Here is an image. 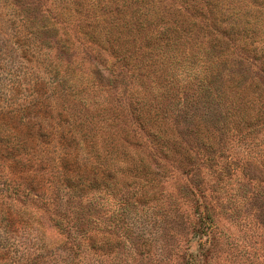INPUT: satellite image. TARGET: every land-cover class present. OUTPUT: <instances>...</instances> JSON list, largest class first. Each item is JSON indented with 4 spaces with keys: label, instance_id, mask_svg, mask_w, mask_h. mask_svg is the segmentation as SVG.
I'll use <instances>...</instances> for the list:
<instances>
[{
    "label": "rangeland",
    "instance_id": "obj_1",
    "mask_svg": "<svg viewBox=\"0 0 264 264\" xmlns=\"http://www.w3.org/2000/svg\"><path fill=\"white\" fill-rule=\"evenodd\" d=\"M214 9L0 0V264H264V0Z\"/></svg>",
    "mask_w": 264,
    "mask_h": 264
},
{
    "label": "trees",
    "instance_id": "obj_2",
    "mask_svg": "<svg viewBox=\"0 0 264 264\" xmlns=\"http://www.w3.org/2000/svg\"><path fill=\"white\" fill-rule=\"evenodd\" d=\"M219 0H192V10L198 15L200 16L201 18H206L207 16H211V18H214L215 14H216V10L214 9V7L218 4ZM106 3L107 1L105 2H102V4H100L101 6L100 7H106ZM106 17V16H105ZM104 17V18H105ZM133 21L131 20H128V19H123L125 21H121L120 23H115V24H111V26L119 31L117 34L113 35L109 32L108 35H105L102 37L103 40L106 41H110L111 38H116V36L123 32V31H126L129 29H133V30H137L138 28H145L143 26H140L139 22H141L142 20L144 21V19L142 18H138L137 16H133ZM102 20H104L102 18ZM105 21V20H104ZM107 22V20L105 21V23ZM191 24V26L194 25V20L188 18V17H185V16H177L175 14H172V16L170 17H167L165 18L163 21H160V23L156 24V29L154 28H150V27H147L145 28L143 31L144 32V35L143 38L144 41H145V44L152 42L151 44H154L156 42H160L161 41V45L163 46H168L170 41L171 40H175L176 43L181 44V41L183 40V36H184V32H186L188 30V28H191V27H188L189 25ZM215 26V23L214 22H209L208 24V27H212L213 30L217 31L219 30L218 28H216ZM154 31V32H152ZM217 37V35H213V37ZM89 39L92 40L94 43V45H96V47L98 48H102V44L97 42L98 40V36L95 35H91L89 34L88 35ZM121 37V36H120ZM92 38V39H91ZM216 42H219L218 40ZM119 49V48H118ZM116 49V50H118ZM126 56V53H124V51L121 52L120 54V58L122 59V62L126 63L127 61V57ZM137 84V90L135 92H137L139 94V88L141 87V81L138 80V83ZM141 95V94H140ZM140 108V107H139ZM139 108L136 109H133V112H132V116L134 117L135 120H137L138 122V125L140 128H142V131L148 136V138H150L151 140L153 141H156V143H158V146L161 145L159 143V141H161L163 137V135H160L159 133L160 132H164V129L162 128L163 125V122L161 121V119H157V120H154L152 121L151 118H148V117H141L140 116H136L135 115V112H139ZM141 118H144L146 121H148V124L145 125V123L143 121H141ZM163 130V131H162ZM159 132V133H158ZM134 144H136L135 140L133 139ZM162 143L166 144L165 146L167 147L168 143L167 142H164V141H161ZM159 151L160 154L163 155V151L161 149H157ZM145 157H146V154H144ZM149 162V165H148V162H145V167L147 168V173H146V176H156L158 175V167L156 165V163H154V161H150V160H147ZM144 168V166H143Z\"/></svg>",
    "mask_w": 264,
    "mask_h": 264
}]
</instances>
